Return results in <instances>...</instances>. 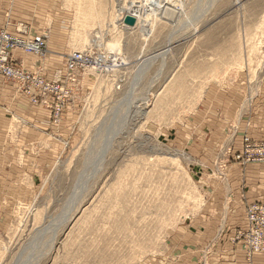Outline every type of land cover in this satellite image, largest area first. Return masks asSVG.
Listing matches in <instances>:
<instances>
[{"label": "rangeland", "instance_id": "obj_1", "mask_svg": "<svg viewBox=\"0 0 264 264\" xmlns=\"http://www.w3.org/2000/svg\"><path fill=\"white\" fill-rule=\"evenodd\" d=\"M163 1L172 21L151 0H0V31L45 41L37 53L10 50L16 72L0 80L47 112L38 127L14 118L18 136L38 133L23 152L17 140L5 150L17 177L0 197V264H236L241 251L252 264L264 254V201L242 190V204H228L231 193L207 204L206 191L226 186L233 164L264 163V137L249 133L264 106V0ZM72 51L91 62L67 68Z\"/></svg>", "mask_w": 264, "mask_h": 264}, {"label": "crops", "instance_id": "obj_2", "mask_svg": "<svg viewBox=\"0 0 264 264\" xmlns=\"http://www.w3.org/2000/svg\"><path fill=\"white\" fill-rule=\"evenodd\" d=\"M8 30L9 32H13L11 27ZM15 55L22 59L25 66L31 68L32 55L23 53L20 50H16ZM262 89H260V94L264 95V90ZM258 108L260 110L259 119L261 129L257 131H255L256 128L249 130L251 131L249 133L251 135L253 134L252 136L254 138L264 137V106H255V109ZM7 109L11 111V118L7 113ZM46 115L47 112L45 110L31 106L25 101L21 102L15 99L13 97L12 87L0 80V197L7 189V185L10 186V189H14V185L9 184V181L17 177L16 167L12 166L11 169H8L9 167L7 168L6 166V162H9L8 164L12 162L10 159L4 158L5 150H9L6 147L9 146L10 141L17 140L15 142L18 143L17 146H20L19 152H23L22 146L27 144L29 140H34L38 133L32 127H25L22 130V135L20 134L21 136H18L19 134L16 131L17 124L14 118H18L21 121L27 120L35 125V127H38L43 125L42 123L45 122ZM11 126H13L12 132H10L12 130ZM18 157H20V154ZM225 183H227L226 186H223L218 182H214L206 189L207 204H223L225 194L229 193H231V202L229 201L228 204H242L239 199L242 190L245 200L248 202L264 201V163H249L243 169L237 167L235 164L231 165L227 172ZM238 210L241 211L240 209ZM238 215H240V212H238ZM232 219H236V217ZM193 255L195 254L193 253ZM235 256L237 258L236 264H246L242 251L237 252ZM252 264H264V254H254Z\"/></svg>", "mask_w": 264, "mask_h": 264}, {"label": "built area", "instance_id": "obj_3", "mask_svg": "<svg viewBox=\"0 0 264 264\" xmlns=\"http://www.w3.org/2000/svg\"><path fill=\"white\" fill-rule=\"evenodd\" d=\"M12 37L13 36L8 34L7 32L0 31V41L8 42L9 45L8 50H0V62H2L0 64V72L4 74H13L16 72L13 68L9 66L8 63L7 57L9 55L10 50L20 47L26 49L29 52L37 53L40 52L45 46V41H43L42 36H36L26 43L18 40H13ZM100 58L102 57L100 56L99 58H97V60L99 59L98 65H100L101 69L103 63L101 62ZM90 62L91 60L88 53L82 51H72L67 55L66 66L67 68H74L80 63H86L85 65L88 66L87 64H89Z\"/></svg>", "mask_w": 264, "mask_h": 264}, {"label": "bare ground", "instance_id": "obj_4", "mask_svg": "<svg viewBox=\"0 0 264 264\" xmlns=\"http://www.w3.org/2000/svg\"><path fill=\"white\" fill-rule=\"evenodd\" d=\"M143 1H145V0H143ZM154 4H156V9L155 10H158L159 12L158 13H160V11H161V17L162 18H166L167 20H170V21H172L173 20V18H174V15H173V17H172V11H170L167 7H165V2L163 1V0H151ZM123 10V9H122ZM143 12V13H142ZM141 12V14L142 15H140V19H141V17H145V19H146V17H147V15L145 14V12L144 11H142ZM156 13H157V11H156ZM121 16H122V18H123V16L125 15V14H128V13H125V10H123L122 12H121ZM144 14V15H143ZM160 15V14H159ZM133 16V15H132ZM136 19V18H135ZM138 20V19H137ZM121 22H122V20H121ZM126 27H132V26H126ZM172 40V39H171ZM170 41V40H169ZM163 54V53H162ZM143 109V108H142ZM142 111V110H141ZM147 112V111H146ZM145 110H143L142 112H141V114H140V116H142V118H143V116L145 115ZM136 119V118H135ZM141 119V118H140Z\"/></svg>", "mask_w": 264, "mask_h": 264}, {"label": "water", "instance_id": "obj_5", "mask_svg": "<svg viewBox=\"0 0 264 264\" xmlns=\"http://www.w3.org/2000/svg\"><path fill=\"white\" fill-rule=\"evenodd\" d=\"M136 19L131 14H125L122 18V23L125 26H134Z\"/></svg>", "mask_w": 264, "mask_h": 264}]
</instances>
